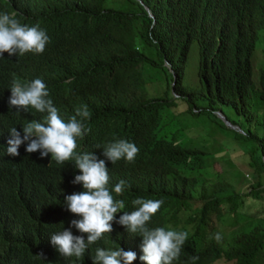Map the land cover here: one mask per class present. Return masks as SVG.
Listing matches in <instances>:
<instances>
[{
  "label": "trees",
  "instance_id": "obj_1",
  "mask_svg": "<svg viewBox=\"0 0 264 264\" xmlns=\"http://www.w3.org/2000/svg\"><path fill=\"white\" fill-rule=\"evenodd\" d=\"M105 2L0 0V13L22 24L39 23L49 36L42 54L0 58V148L4 151L9 129L20 120L6 107L13 78L22 83L39 78L65 122L81 106L91 112L90 131L77 143L95 149L128 139L138 147L133 162L122 159L108 167L109 177L126 182L123 193L115 194L125 201L116 219L134 210L133 199H160L164 203L147 226L189 233L173 264H193V256L199 257L194 264H259L264 216L236 232L229 225L219 242L212 238L221 230L206 223V210L217 219L225 209L234 217L244 202L221 172L201 176L208 166L205 153L184 147L175 132L166 134L160 116L167 108L173 115L178 101L192 115L218 110L214 104L231 108L236 120L251 127L221 112L242 130L233 131V139L256 143L253 154L244 145L240 150L257 175L246 195L264 201V66L253 80L251 64L257 32L264 35V0H117L118 8ZM192 40L198 45L197 90L182 82ZM25 149L22 144L16 159L0 150V264H70L52 251L47 235L59 225L52 212L60 209L67 168L49 166L51 155L41 158L39 151L25 156ZM247 217L238 215L237 222ZM113 242L132 248L133 264H141V237L121 230L101 241Z\"/></svg>",
  "mask_w": 264,
  "mask_h": 264
},
{
  "label": "clouds",
  "instance_id": "obj_2",
  "mask_svg": "<svg viewBox=\"0 0 264 264\" xmlns=\"http://www.w3.org/2000/svg\"><path fill=\"white\" fill-rule=\"evenodd\" d=\"M48 43L49 36L39 23L22 24L15 15L0 13V58L42 54ZM10 91L6 107L20 114V120L16 124L18 128L9 129L8 145L3 143L1 152L16 159L18 149L26 144L25 156L34 157L33 153L39 151L41 158L51 155L47 158L49 166L54 163L67 168L60 209L52 212L59 225L47 233L52 251L70 264H133L137 254L132 248L117 242L101 243L123 230L141 237V264H173L178 260L189 233L170 226L167 230L147 226L163 200L133 199L134 210L123 211L116 219L117 213L125 208V201L115 197L123 193L126 182L109 177L108 167L122 159L133 162L139 152L136 144L128 139H116L86 149L82 140L77 143L90 131L86 124L92 114L86 105L77 108L65 122L41 79L22 83L13 78ZM212 238L219 242L221 235L216 233ZM42 256V253L38 255ZM191 259L194 264L199 257Z\"/></svg>",
  "mask_w": 264,
  "mask_h": 264
},
{
  "label": "rangeland",
  "instance_id": "obj_3",
  "mask_svg": "<svg viewBox=\"0 0 264 264\" xmlns=\"http://www.w3.org/2000/svg\"><path fill=\"white\" fill-rule=\"evenodd\" d=\"M120 3H117V0H106L105 6L118 8ZM263 47L264 35L261 31H258L255 47L251 56L253 80L257 79L259 68L264 66L262 57ZM197 65L198 45L195 40H192L188 46L182 82L194 90H197L200 86L196 74ZM148 91L154 94L150 86L148 87ZM203 103L204 102L201 104ZM181 106H185V103L178 101L177 104L171 108L173 115L169 111V108L161 112L160 123L164 124L165 133L169 134L175 132L177 133L178 140L184 147L202 150L206 155L205 164H208V166L201 170V176L203 178H211L213 177V173L214 176H216L218 172H221V176L224 177L223 179L233 186L234 190H236L235 192L239 194L240 200L244 202V204L238 208V214L234 217L232 214H227L225 209L222 216L217 219L214 213L209 214L206 210V223L209 220L211 227L213 225V229L221 230L222 236L229 225L230 230L236 232L239 227L245 226L248 221L262 220L264 216V201L261 199L255 200L252 199L251 196L246 195L247 189L257 177L256 172L248 165L247 154L244 153L246 161L243 159L242 155H240L242 154L240 151L243 147L242 145H244L248 153L253 154V152L249 151L256 145L255 141H245L242 143V140L233 139V131L239 130L225 125L215 114V110L207 109L204 113L192 115L189 112H185L183 108H180ZM213 107L221 110V112L228 117V120H236V115L231 108L224 105L219 106L217 104H214ZM236 121L242 128H251L242 118L240 121ZM221 124L224 125V127ZM161 132L162 131H160V133ZM233 146L235 148L234 151H232ZM260 180L264 183V172L261 173ZM195 204L199 207L201 203L196 202ZM241 214H247L248 217L238 220L237 222L238 215ZM232 222H237V224ZM202 245L200 244L199 247ZM214 264H223V260L216 261ZM259 264H264V258Z\"/></svg>",
  "mask_w": 264,
  "mask_h": 264
},
{
  "label": "water",
  "instance_id": "obj_4",
  "mask_svg": "<svg viewBox=\"0 0 264 264\" xmlns=\"http://www.w3.org/2000/svg\"><path fill=\"white\" fill-rule=\"evenodd\" d=\"M139 1V0H138ZM148 15L151 16V14L148 12ZM215 114L219 117V119L227 126L231 127V128H235L236 130H239L240 132H242V130L234 124H231L225 117L224 115L221 113L220 110H215Z\"/></svg>",
  "mask_w": 264,
  "mask_h": 264
}]
</instances>
